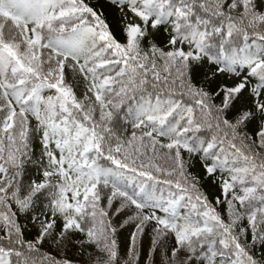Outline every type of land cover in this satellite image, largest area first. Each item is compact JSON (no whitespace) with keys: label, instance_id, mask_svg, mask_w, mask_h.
<instances>
[{"label":"snow or ice","instance_id":"1","mask_svg":"<svg viewBox=\"0 0 264 264\" xmlns=\"http://www.w3.org/2000/svg\"><path fill=\"white\" fill-rule=\"evenodd\" d=\"M0 264H264V0H0Z\"/></svg>","mask_w":264,"mask_h":264},{"label":"trees","instance_id":"2","mask_svg":"<svg viewBox=\"0 0 264 264\" xmlns=\"http://www.w3.org/2000/svg\"><path fill=\"white\" fill-rule=\"evenodd\" d=\"M125 235H126V234H125ZM120 239H121V244H122V248H123V243H124V239H125V237H124V236H121Z\"/></svg>","mask_w":264,"mask_h":264}]
</instances>
